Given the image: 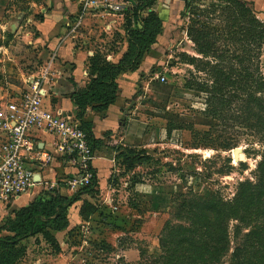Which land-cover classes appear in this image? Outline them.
Returning <instances> with one entry per match:
<instances>
[{
    "label": "rangeland",
    "instance_id": "1",
    "mask_svg": "<svg viewBox=\"0 0 264 264\" xmlns=\"http://www.w3.org/2000/svg\"><path fill=\"white\" fill-rule=\"evenodd\" d=\"M67 2L75 5L70 16L75 19L74 33L79 34L75 48L92 54L86 62L90 66L87 86L95 61L99 67L121 66L117 79L133 82L125 90L130 96L127 119H139L140 138L121 141L118 135L111 139L106 134L98 143V154L109 162L103 182L96 174L98 189L64 205L68 223L76 221L80 212L92 210V216L59 231H51L53 222L48 220L54 242L31 230L9 231L15 211L23 207L13 211L12 203L3 204L0 264H230L237 246L242 249L241 262L264 264V196L259 195L264 188V135L253 137V128L264 119L257 108V102L264 105V6L252 0H240L239 5L227 0H156L140 10L144 17L154 13L162 22L148 34L155 41L141 57L142 39L133 34L130 1ZM53 3L11 1L20 14L36 8L35 4L49 9ZM111 4L123 5V12L114 13ZM34 14L38 20L43 16L41 10ZM142 26L138 30L143 31ZM72 28L68 26L69 31ZM256 29L262 36L249 62L251 32ZM12 40L7 34L0 45H10L15 54L27 53L28 45ZM209 43L216 51L208 49ZM225 50L227 56L220 57ZM22 63L24 70L30 68L25 58ZM8 80L17 86L21 82L14 77ZM116 93H121L119 83ZM71 94L73 98L75 93ZM93 106L81 117L89 109L104 113ZM127 122L123 120L124 127ZM247 181L255 185L254 203L239 220L224 223L228 252L222 257L214 249L207 253L217 245L214 235L221 225L219 211L209 210L208 204L218 206L222 201L233 206L241 183ZM54 193L58 192L38 189L28 205L40 198L48 200ZM249 194L242 197V207L248 204ZM190 241L202 252H190L194 250Z\"/></svg>",
    "mask_w": 264,
    "mask_h": 264
},
{
    "label": "crops",
    "instance_id": "2",
    "mask_svg": "<svg viewBox=\"0 0 264 264\" xmlns=\"http://www.w3.org/2000/svg\"><path fill=\"white\" fill-rule=\"evenodd\" d=\"M11 1L0 0V39L8 34L13 40L19 39L20 42L29 47H27V53L15 54L10 51V45H0V105L11 100H18L21 94L27 90L29 78L41 75L49 68V74L45 80L46 87L44 83V88L48 92L45 97V107L76 112L78 108L74 104L71 93H83L86 91L88 87L86 79H88L90 74V66H87L86 62L92 54L90 51L85 52L75 48L74 39L79 34L77 32L74 33L75 19L70 20V16L75 13V5L69 4L67 0H54L53 5L49 9L45 8L43 4H35L36 8H29L27 13L20 14L13 10ZM252 1L256 5L259 3L264 6V0ZM40 10L43 16L38 20L34 13ZM69 25L73 26L70 31L68 30ZM113 57L114 55L111 58L113 59ZM24 58L27 60L26 65L28 67L30 65L28 70L23 69L24 64L22 62ZM34 58L42 60V63L36 62ZM31 64L33 65L32 68ZM11 77L21 79L20 85L17 86V84L10 82L8 79ZM126 77L130 78L132 76ZM51 78L52 82L50 85L48 82H50ZM3 79L6 81L4 82ZM116 81L121 87V93L117 94L115 102L110 104L103 111L104 113L89 109L83 117L84 121L91 126L94 143L96 144L94 166L96 174L101 178L100 182H103V177L107 174L106 165L109 162H107L105 157L98 154L100 152L98 143L101 144L103 142L106 134L111 139L116 138L118 135L123 139L121 141L128 138L139 139V133L142 129L139 119L134 116L127 119L126 115V110H128L127 99L130 96L125 94V90L132 88L131 84L133 82L124 77L116 79ZM66 93L69 94L65 96L64 94ZM52 96H54L55 104L51 99ZM68 106L70 107L67 108ZM124 119L128 121L126 127L123 124ZM33 135L35 139L40 141L41 148L50 149L52 147L53 137L51 135L42 132H34ZM69 172L74 173V170L59 160L46 169L44 175L48 178H55L66 176ZM96 187L98 189V186ZM59 191H67L70 196L73 194L65 188H60ZM85 195H82V197ZM31 197L32 194H28L13 201V211L18 206L25 207L28 205ZM1 207L5 206L0 202V215L4 211ZM13 211L11 212L12 214ZM82 221H84V218L80 212L76 221L72 222L70 219L67 228L70 229V227H74L76 224L82 223Z\"/></svg>",
    "mask_w": 264,
    "mask_h": 264
},
{
    "label": "built area",
    "instance_id": "3",
    "mask_svg": "<svg viewBox=\"0 0 264 264\" xmlns=\"http://www.w3.org/2000/svg\"><path fill=\"white\" fill-rule=\"evenodd\" d=\"M121 14L123 5L111 4ZM49 68L29 78L18 100L0 105V202L8 205L35 190H70L73 194L96 180L95 143L92 131L76 112L45 107L44 88ZM164 79V78H162ZM53 137L50 149L41 148L33 133ZM62 161L74 173L48 178L44 171Z\"/></svg>",
    "mask_w": 264,
    "mask_h": 264
},
{
    "label": "trees",
    "instance_id": "4",
    "mask_svg": "<svg viewBox=\"0 0 264 264\" xmlns=\"http://www.w3.org/2000/svg\"><path fill=\"white\" fill-rule=\"evenodd\" d=\"M132 3L133 6H131L129 10V13L132 14L131 16V23L135 25L136 30L133 32V34L138 35L141 37L142 41H140L138 44L139 47V53L141 57L143 56V53L148 50L151 46V44L155 41V38H148V34L151 33L152 29L154 27H158L162 23L161 19L159 16L156 14L152 13L148 17H144L141 13L140 10L143 9L144 7L152 5L156 0H128ZM224 1V0H222ZM228 3H235L237 5L241 4L240 0H227ZM136 6V7H134ZM130 23V24H131ZM141 23L143 25V31L138 30V25ZM258 24V20L254 19V26ZM130 31V30H128ZM258 29L252 34V41L249 42L250 44V50H251V55L250 59L248 61H251V57L254 52V48L258 46L259 44V37L262 36L260 33L258 34ZM199 37L202 35L201 33L196 34ZM196 41L198 42V38L196 37ZM130 43L132 46L136 44L134 39L130 40ZM228 45V44H227ZM228 48H231L230 46H227ZM208 49L209 50H215V46L211 43L208 44ZM145 50V51H144ZM227 50H225L224 53L220 57L227 56ZM233 55H236V53H233L230 57L231 59ZM209 65V63H208ZM217 64H212V67H215V70L217 68ZM122 68L121 66L115 65V64H110V63H105L102 67H99L97 65V62L95 61L92 64V71L91 74L93 75V78L91 82L89 83L87 89L83 93H75L73 95V99L75 101V104L78 109L81 110V112H78V115L81 116L82 113L87 110L90 106H93L92 108L94 110H97L99 112L105 111L107 107H109L110 104L114 103L116 98H117V90H118V83L116 81L118 71H120ZM117 70V71H116ZM257 108L260 112H264V105L260 102H257ZM83 111V112H82ZM85 127L91 130L90 124L86 123L84 121L83 124ZM255 129L253 137H256V134H262L264 135V119L262 124H258V128H253ZM96 147V144H95ZM133 152V151H132ZM264 185V182H263ZM241 188L242 191L239 192L238 197L235 201V204L233 206L227 205L223 203L222 201L218 202V206H212L211 203H209V210H212L211 208H215V211H219V218L221 220V225L219 226V230L216 231L214 236H218L217 240V245H213L212 247L208 248L209 251L207 253H210L211 250L214 249L215 255L218 254L222 257L225 252H228V246H229V238H227V226L225 228L223 227L224 223L227 220H230L231 218H235L239 220L241 218L242 212H247L250 208V206L254 203V198H255V185H253L251 182L247 181L245 183H241ZM252 186V187H251ZM95 181L93 182L92 185L87 186L83 188V190H80L71 196L63 195L61 193H54L52 198L48 200H44L43 198H40L38 200L33 201L31 204H29L26 207L21 208L18 211H15L14 215L15 218L12 221L11 225L8 227V230L11 232H20L21 230H26V231H32L36 233H42L45 238L48 240H52L53 242L55 241V236L49 231L50 229L47 227L48 220H51L53 222V225L51 226L52 230H62L68 226V219L67 216L65 215L64 212V205L70 203L73 199H77L82 197L84 194H89L96 188ZM254 191L249 194V190ZM247 193L249 194V202L248 204L244 205L242 207L241 205V199L242 197L246 196ZM260 196H264V188L261 189V192L259 193ZM70 197V198H69ZM72 199V200H71ZM209 202V201H206ZM221 205V206H219ZM226 206L228 208H231L230 210H226ZM92 209V208H91ZM94 209V208H93ZM92 215V210H89L85 212L84 214L82 213V216L84 219H88ZM239 217V218H238ZM38 222V223H37ZM239 229L237 230L236 235L238 236ZM191 242V241H190ZM219 244V245H218ZM191 246H194L193 249H190V252L192 253H201L202 250L198 248L199 246L194 243L193 241L191 242ZM207 248V247H205ZM204 250V247L202 248ZM199 250V251H198ZM230 250V249H229ZM242 249L237 246L235 248V251L232 253V259L230 264H244L245 262H241V256H240V251ZM201 251V252H200ZM205 251V250H204ZM188 252V253H190ZM212 254V253H210ZM202 257H205L206 254H201ZM208 264L207 262H205ZM248 264H252L249 262Z\"/></svg>",
    "mask_w": 264,
    "mask_h": 264
}]
</instances>
